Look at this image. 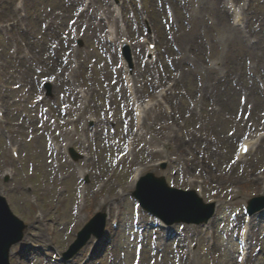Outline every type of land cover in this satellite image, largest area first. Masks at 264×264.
<instances>
[{"label": "rangeland", "instance_id": "obj_1", "mask_svg": "<svg viewBox=\"0 0 264 264\" xmlns=\"http://www.w3.org/2000/svg\"><path fill=\"white\" fill-rule=\"evenodd\" d=\"M219 1L222 3V0ZM19 3H22L20 10L17 8ZM107 3L108 0H98L92 8L97 11L105 8ZM82 4V0H17V2L16 0H0V27L9 24L10 20L18 18L20 14L25 15V25L32 24V33L26 40L30 46L29 60L24 58L23 52L22 56L16 53L15 42L11 41L3 30H0V99L6 103L4 110L7 118L6 124L0 123V134H2L0 135V194L8 197L14 213L29 226L28 239H31L36 246L34 255L31 252L24 259L17 257L18 260L13 259V264H20V260L23 261L22 264H53L55 250L65 252L76 239L78 231L92 217L100 212L108 213L110 209L107 208V204L102 205L105 201L111 204L119 203L120 231L115 240L101 254L104 245L112 240L109 233L102 237L100 245L92 253L94 257L91 264H188L180 258L185 247H191L194 244L197 251L193 264H238V237L242 226L243 209L246 207L245 202L264 194L262 190L264 141L255 157H250L239 164L235 161L240 139L264 131L262 122L258 123V126L251 124L250 111L246 108L247 105L261 100L263 103L261 113H264V72L255 67L258 64L254 56L251 57L252 54L249 53L250 41L247 42L246 49L234 55L235 60L229 59L230 56H225V53L217 55L213 53L206 59L204 51L197 48L194 37L199 32L197 28L200 20L204 18L210 21L213 17L212 9L209 8V11L204 12V7H198L196 0H144V11H140V19H137L133 14L132 6L126 4L128 23L124 20L123 28L126 32L128 26L136 40L138 36L140 37V26L146 32L142 20V17L144 19L146 17L143 15L146 14L150 20L146 19L152 22L157 33L154 43L158 48V56H161V62L157 63V67L163 75L161 78L166 81L164 86L166 87L169 82L177 83L175 86L177 97L170 99L171 104L167 103V107L174 109L176 117L182 118L186 123L184 131L186 140L183 141L178 137L182 152L175 150V145L180 146L177 140L172 142L166 140L167 149L157 146L151 136L154 133L155 138V132L147 129V138L136 145V151L127 163H131V169L140 165L146 169V173L153 172L158 176H165L172 185L175 182L174 169L168 165L163 170V161L180 158L182 162L179 168L183 171L185 164L182 157H184L189 165L194 164L205 169L201 179L207 180L206 201L217 200L221 205L219 214L207 229L208 234L202 232L204 228L202 226L201 228L186 224L176 225L170 234L177 237L165 253L157 254L154 250L157 219L136 210L137 201L131 192L128 193L127 200L118 197L116 193L119 187L128 185L121 171H126L129 167L115 169L114 159L120 151L118 147L123 150L124 143L129 137H121L119 132L115 133L118 124L117 122L115 125V121H123L128 112L132 113V111L128 101L121 99L122 95L118 93L117 86L114 87L111 72L106 67L111 65L113 75L117 74L118 62L113 64L108 61L106 59L108 56L104 53L105 49L100 45L103 43V33L108 28V22L113 26V17L108 16L101 32L94 33L93 30H88L90 26L86 29L85 24L91 18L96 21L95 14L80 18ZM236 4L243 7V17L247 15L242 29L246 32V25L251 28L249 34L253 37L252 44L259 40L260 44L256 45L255 50L263 54L264 52L260 49L264 48V0H249L247 3L241 1ZM230 19H227L228 22ZM231 20L233 21V16ZM47 25H51V28L47 29ZM189 35L193 36V41L185 42ZM59 36H65V39ZM71 44L72 54L69 57L68 50ZM144 48L147 50L146 44ZM180 48H182L180 58L188 61L186 63L188 66L183 68L174 66ZM184 49L187 50V56H183ZM195 57L198 67L192 74H188L189 70H192L191 65ZM77 58L82 64L78 65L77 61L72 62ZM65 60L72 62L70 67L74 64L73 68L80 69V72L76 74V80L94 92L92 109L86 111L85 117L89 121L91 116L97 115L101 120L109 122L106 127L112 128L108 129L111 133L101 138L97 153L94 152L99 163L94 162L91 165L93 177L92 174L86 175L84 179L85 182L88 178L87 184H89L87 207L82 212L80 224L76 225L74 223L78 220L75 216L78 191L74 192L72 186L77 180L78 171L75 168L77 170L79 168L69 165L63 156L55 158L54 163L58 169L60 185L58 184L57 178L47 166L45 148L53 137L51 132L58 140H62L56 131H51L54 124L50 122V127L41 126L44 114L42 107H33L35 99H40V96H35V93H39L38 89H42L46 105L53 108L54 116L61 124L56 125V129H60L59 126H66L65 120L70 116L63 113L71 107L70 103L73 99L67 97L68 92L56 91L54 83L52 84L54 76H51L58 74L61 69L60 66H56L57 62L62 63ZM210 62L218 64L219 71L214 70L215 75L220 74L223 69L224 75H229V80L226 85L223 81L218 82L214 79L215 81L211 82L214 86L210 88L206 102L200 103L197 101L201 96L199 87L202 86L201 80H205L206 69H211ZM83 65L84 68L81 71ZM235 67H238L237 71ZM40 71L43 72L40 73ZM142 71L143 69L136 83L142 85L141 79H145L149 85V81L154 76L150 72L143 76ZM238 71L241 72L237 75ZM182 73L188 75L182 78ZM155 79L154 83L158 82ZM47 83L52 86L51 96L46 95ZM4 85L8 86L7 92H3ZM228 85L233 91L237 90V92L234 91L235 97L229 100L226 97L229 93ZM76 86H78L77 83ZM26 90L32 91L31 96H28ZM247 94H249L248 99ZM242 96L246 98L242 99ZM232 103L236 112L229 111L227 108V104ZM58 105L63 114L61 120L57 118ZM165 110L166 107L164 108L166 114ZM75 112L78 113L79 110L76 108ZM155 115L158 114H153L151 118L153 119ZM51 120L53 121L52 118ZM84 125H86L85 119L79 126ZM177 126L178 122L173 124L169 120L167 129L165 131L162 129L161 133L169 139L171 131H175ZM106 127L105 130H107ZM59 132L62 135L60 130ZM41 134L44 138H41ZM14 143L21 145V162L12 163L10 146ZM75 148L79 153L86 152L81 147ZM188 151L194 153H187ZM160 152L164 153L160 154ZM193 154L197 162L191 160ZM201 160L204 163H201ZM80 165L82 166V163ZM10 166L16 167L18 173L15 180L6 182L4 172ZM80 168L89 171L86 166ZM72 171L73 174H71ZM113 174H115L114 177ZM109 178L113 179L111 185L108 184L101 192L105 179ZM184 183L186 181H178L175 187L189 189V186ZM27 185L34 186L33 194ZM44 185L46 188H43ZM236 190H239L240 194H236ZM33 199H37V202L33 203ZM40 210L47 216L46 220H40L37 217L39 213H42ZM110 222L111 220L107 224L108 229ZM51 227L56 228L55 234L52 233ZM198 230L200 233L197 232ZM212 232L217 240L210 249L207 239ZM156 235L159 236L157 232ZM250 235V246L255 253L251 254L248 262L264 264V211L254 217ZM184 236H186L185 239ZM158 240L167 241L160 237ZM91 241L94 242V239ZM24 244V242L19 244L16 249L14 248V252L18 249L22 252L25 248ZM88 245L80 253L81 255H78L77 261L80 264L86 255Z\"/></svg>", "mask_w": 264, "mask_h": 264}, {"label": "bare ground", "instance_id": "obj_2", "mask_svg": "<svg viewBox=\"0 0 264 264\" xmlns=\"http://www.w3.org/2000/svg\"><path fill=\"white\" fill-rule=\"evenodd\" d=\"M198 7H204V12L209 11L212 9L214 12L213 17L211 18L210 21H208L207 19H201L200 20V24L199 27L197 28V30L199 31L197 33V35H195L194 40L196 41L197 44V48L201 49L204 51L206 59L208 58L209 55L215 53L217 54H221V53H225V56H230L229 59L232 58V60L234 59V55H237V52H241L243 49H246L247 46V42L251 41L250 37L248 36L247 33H244L243 29H241L239 27V25H235L231 22V20L228 22L227 19L228 16L227 13L228 11H224L223 7L221 6V4L217 1L214 2V0H196ZM100 10H98L99 12ZM98 12H95V15L98 14ZM108 11L104 10L102 11V15L105 17ZM88 14H90V12H88ZM229 14V12H228ZM84 16H87V14L85 13ZM239 18V15L238 17ZM90 22V29L89 30H93V32H97V30L99 29V26H97L98 24L101 25L100 23H96L95 21H93V19L91 18ZM193 41V36L189 35L188 39L185 42H192ZM184 42V43H185ZM249 53L252 54L251 57L255 58V62L258 65H255L256 67L259 66V68H261L264 72V53L263 54H259L255 48L256 46H254L253 44L249 46ZM262 52H264V48L260 49ZM182 52V48H180L179 50V55H178V59L176 60V62L174 63L175 67H179V68H183L186 65V63H188V61H186L185 59L180 58V54ZM187 50L184 49L183 51V56H187ZM139 60L141 59V57L138 58ZM213 59V58H212ZM144 60V58H143ZM237 60V59H236ZM212 61V60H211ZM222 65V64H221ZM192 66V70H189L190 72L188 74H192L193 71L198 67V62L196 60V57L193 61ZM211 69H206V74H205V80L207 82V84L203 83V85L201 87H199V89L201 90V96L200 99L205 98V96L207 95V93L210 91V85L212 81L218 80V82L221 81L223 75L221 74H214V70L217 69V65H213L209 64ZM65 67V65H64ZM63 67V68H64ZM145 68H149L146 64ZM235 70H238V67H235ZM183 75H185V73H183ZM214 76H215V80H214ZM226 81V85H227V79L223 80V82ZM128 85L130 86L129 88L132 90V86L130 83V80H128ZM150 85V84H149ZM154 82L151 81V88H154ZM150 89L144 91H137V93L147 95L150 92ZM227 91H229V93L226 95L227 100L232 99L235 97V92H237L236 89H234V91L232 90V87L230 85H228L227 87ZM122 93V98H125V89L121 90ZM233 95V96H232ZM149 97V96H148ZM150 99L147 100V102H143V104H140L139 106H137V112H141L146 113V110L150 107ZM235 101V100H234ZM203 102V101H200ZM263 104L262 102H258L254 104V107H250L249 110L251 111L252 115H258V110L260 109L259 107H261ZM234 103L232 104H227V108L229 109V111L232 112H236L235 111V107ZM256 116L253 117L254 119H256ZM140 123V120H139ZM41 126L44 127H50L48 121L43 117L41 119ZM132 127V122L130 117L128 116L127 119H125V121L123 122V126H119L118 128H121L122 132H127L129 133ZM120 130V131H121ZM159 131H157V140L160 142L162 140V138L160 137V135L158 134ZM41 138H44V135L41 134ZM67 141V140H66ZM254 142H250V144H253ZM69 146H72L71 143H68ZM67 145V146H68ZM46 150V159L48 161L47 166L49 167L50 171L52 172V174L55 176V178H57L58 180V184L60 185L59 179H58V170L57 168L53 165L54 164V160L56 158L57 155V151L55 148L53 147H49L46 146L45 148ZM20 159V158H18ZM69 168V167H68ZM192 170H194V167H190L185 174L189 175ZM141 170H139V172L137 173V175L140 176L141 174ZM182 176H185L184 174H182ZM78 179V178H77ZM132 181L130 183V186L133 185ZM43 188H46L45 185L43 186ZM74 192L77 193L78 188H83L77 181L75 182V185L72 186ZM80 190V189H79ZM79 192V191H78ZM77 195L79 196V193H77ZM108 202H104L103 204H106ZM110 205V204H109Z\"/></svg>", "mask_w": 264, "mask_h": 264}, {"label": "water", "instance_id": "obj_3", "mask_svg": "<svg viewBox=\"0 0 264 264\" xmlns=\"http://www.w3.org/2000/svg\"><path fill=\"white\" fill-rule=\"evenodd\" d=\"M145 201L148 209L164 214L165 209H156L148 205L145 198L140 197ZM160 214V215H162ZM20 224L14 219L9 212L5 202L0 198V264H8V252L10 246L17 242L20 238L21 229Z\"/></svg>", "mask_w": 264, "mask_h": 264}, {"label": "snow or ice", "instance_id": "obj_4", "mask_svg": "<svg viewBox=\"0 0 264 264\" xmlns=\"http://www.w3.org/2000/svg\"><path fill=\"white\" fill-rule=\"evenodd\" d=\"M245 150H247V149H245Z\"/></svg>", "mask_w": 264, "mask_h": 264}]
</instances>
